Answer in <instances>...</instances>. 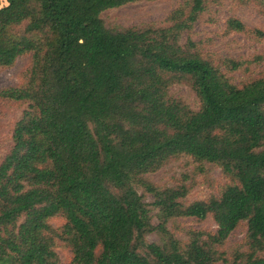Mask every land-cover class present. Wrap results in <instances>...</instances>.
I'll list each match as a JSON object with an SVG mask.
<instances>
[{
	"label": "trees",
	"instance_id": "trees-1",
	"mask_svg": "<svg viewBox=\"0 0 264 264\" xmlns=\"http://www.w3.org/2000/svg\"><path fill=\"white\" fill-rule=\"evenodd\" d=\"M134 1L0 0V66L31 54L25 84L0 89L27 103L0 162V264H264V76L237 87L180 44L206 0L173 10L168 26L105 27L103 10ZM181 80L197 109L170 95ZM180 154L216 163L233 182L184 204V185L145 176ZM207 215L215 231H192L183 245L165 227ZM241 221L249 251L219 263L216 245ZM156 232L160 242L146 241Z\"/></svg>",
	"mask_w": 264,
	"mask_h": 264
},
{
	"label": "rangeland",
	"instance_id": "rangeland-1",
	"mask_svg": "<svg viewBox=\"0 0 264 264\" xmlns=\"http://www.w3.org/2000/svg\"><path fill=\"white\" fill-rule=\"evenodd\" d=\"M191 0H137L118 7L108 8L100 17L108 29L122 30L129 27H164L170 24L169 16L177 8H188ZM235 19L242 24L237 30L228 24ZM180 44L191 45L202 58L212 65L235 86L242 85L264 76V0H206L204 10L189 28L180 34ZM235 64V65H234ZM31 66V54L17 56L12 64L0 66V89L24 85ZM172 97L181 100L191 109L200 105L199 98L191 86L176 81L169 87ZM25 101L0 98V162L12 145V129ZM153 184L161 187L184 185L186 194L181 199L184 204L194 200H208L218 197L223 188L233 182L216 163L197 161L193 157L180 154L169 158L163 166L145 175ZM144 200L152 201L149 193L142 192ZM152 223L157 224L156 209L152 208ZM51 225L57 227L63 218H51ZM165 227L180 243L185 244L192 231L213 233L216 225L211 215L204 219L176 216L167 220ZM146 241L160 242L158 232L146 235ZM219 263L229 262L235 255L249 251L246 221H241L226 240L216 245ZM56 252L62 263L71 258L70 249L61 242L56 244ZM264 256V249L257 252Z\"/></svg>",
	"mask_w": 264,
	"mask_h": 264
}]
</instances>
